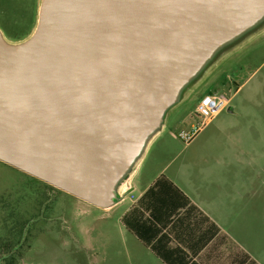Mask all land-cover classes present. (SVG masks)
Returning a JSON list of instances; mask_svg holds the SVG:
<instances>
[{"label":"water","instance_id":"water-1","mask_svg":"<svg viewBox=\"0 0 264 264\" xmlns=\"http://www.w3.org/2000/svg\"><path fill=\"white\" fill-rule=\"evenodd\" d=\"M263 26L264 0H41L24 38L0 28V160L110 209L186 89Z\"/></svg>","mask_w":264,"mask_h":264},{"label":"crops","instance_id":"crops-1","mask_svg":"<svg viewBox=\"0 0 264 264\" xmlns=\"http://www.w3.org/2000/svg\"><path fill=\"white\" fill-rule=\"evenodd\" d=\"M257 134L261 123L222 118L178 164L173 135L159 134L130 192L110 208L130 198L121 221L144 264H264V146L248 141Z\"/></svg>","mask_w":264,"mask_h":264},{"label":"rangeland","instance_id":"rangeland-1","mask_svg":"<svg viewBox=\"0 0 264 264\" xmlns=\"http://www.w3.org/2000/svg\"><path fill=\"white\" fill-rule=\"evenodd\" d=\"M40 2L0 0V28L7 39L29 34ZM209 90L224 92L234 109L221 111L196 138L225 117L243 127H264V26L225 50L167 112L164 127L176 138L171 137L175 164L194 154L197 139L188 143L177 134L202 120L194 108ZM248 141L264 146V135L248 136ZM129 201L103 209L0 160V242L19 239L32 245L29 258L19 264H144L143 249L135 247L138 242L121 221Z\"/></svg>","mask_w":264,"mask_h":264},{"label":"built area","instance_id":"built-area-1","mask_svg":"<svg viewBox=\"0 0 264 264\" xmlns=\"http://www.w3.org/2000/svg\"><path fill=\"white\" fill-rule=\"evenodd\" d=\"M230 97H227L224 92H207L202 95L194 111L197 116L202 118L196 124H191L190 130L180 129L178 136L186 142L192 141L200 132L201 128L210 123L221 111L231 108Z\"/></svg>","mask_w":264,"mask_h":264},{"label":"flooded vegetation","instance_id":"flooded-vegetation-1","mask_svg":"<svg viewBox=\"0 0 264 264\" xmlns=\"http://www.w3.org/2000/svg\"><path fill=\"white\" fill-rule=\"evenodd\" d=\"M27 241L29 242L28 239ZM30 250L32 245H24L19 239L0 242V264H19L21 259L29 258L26 253Z\"/></svg>","mask_w":264,"mask_h":264},{"label":"trees","instance_id":"trees-1","mask_svg":"<svg viewBox=\"0 0 264 264\" xmlns=\"http://www.w3.org/2000/svg\"><path fill=\"white\" fill-rule=\"evenodd\" d=\"M208 92H214V91H211V90H209ZM43 181V180H42ZM43 182H45V181H43ZM47 183V182H46ZM49 186H51L52 188H56V189H59V188H57V187H55V186H53V185H51V184H49V183H47ZM59 190H61V189H59Z\"/></svg>","mask_w":264,"mask_h":264}]
</instances>
